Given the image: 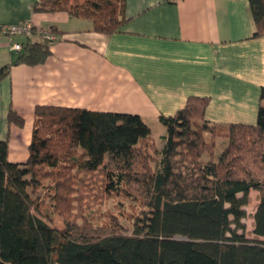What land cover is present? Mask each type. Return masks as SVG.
<instances>
[{
  "label": "trees",
  "instance_id": "1",
  "mask_svg": "<svg viewBox=\"0 0 264 264\" xmlns=\"http://www.w3.org/2000/svg\"><path fill=\"white\" fill-rule=\"evenodd\" d=\"M125 3L37 0L32 8L91 20L95 32L112 35L126 22ZM249 4L255 36H264V0ZM22 42L0 82L12 66L51 54L49 40ZM208 104L193 96L160 116V151L138 115L37 106L26 163L10 162L0 140V264H264V87L255 125L211 124ZM8 121L24 124L13 109ZM251 191L260 194L254 239L244 223ZM122 195L141 203L131 224L122 213L98 221L94 199Z\"/></svg>",
  "mask_w": 264,
  "mask_h": 264
},
{
  "label": "crops",
  "instance_id": "2",
  "mask_svg": "<svg viewBox=\"0 0 264 264\" xmlns=\"http://www.w3.org/2000/svg\"><path fill=\"white\" fill-rule=\"evenodd\" d=\"M36 1L0 0V26L30 23L57 34L44 63L14 65L0 82V140L10 162H27L39 105L138 115L152 136L156 129L155 142L166 134L159 117L193 96L209 99L211 124H256L264 36H255L249 0H126V22L112 35L64 12L35 13ZM23 40L0 34V69L17 59L11 47ZM10 109L22 126L8 121Z\"/></svg>",
  "mask_w": 264,
  "mask_h": 264
},
{
  "label": "rangeland",
  "instance_id": "3",
  "mask_svg": "<svg viewBox=\"0 0 264 264\" xmlns=\"http://www.w3.org/2000/svg\"><path fill=\"white\" fill-rule=\"evenodd\" d=\"M50 30L57 36L56 32H54L52 28H50ZM155 131L156 129H154L153 136L157 137L158 134ZM162 137L163 135L162 136L159 135V138L157 139L156 142L158 151H160L164 145V140L162 139ZM226 145H227V138L224 137L220 138L217 145L216 155H218ZM205 158L208 159L207 157ZM156 159H158L157 155H156ZM111 197L94 199V204H93L94 215L99 218L97 220L104 222L106 219V221H108V217L110 214L122 213L120 215L121 221L124 222L126 225H130L132 221L129 222V220H132L130 218L132 216V213H137L139 210H141L140 200L139 199L132 200L131 198H127L125 195L117 196V197L114 196L112 198ZM259 197H260L259 193H257L256 191H252V193H250L249 195V204L245 208L247 216L244 219V223L246 225V236L249 239L256 238L255 234L253 233L255 227L253 216L259 204ZM93 220L95 219L93 218ZM53 226L59 229H62L64 227L63 220L58 215L54 216Z\"/></svg>",
  "mask_w": 264,
  "mask_h": 264
},
{
  "label": "built area",
  "instance_id": "4",
  "mask_svg": "<svg viewBox=\"0 0 264 264\" xmlns=\"http://www.w3.org/2000/svg\"><path fill=\"white\" fill-rule=\"evenodd\" d=\"M0 34L9 37H23L27 39H46L51 42L57 39V36L50 29L37 28L35 31L30 23H18L0 26ZM22 43H14L12 51L20 52Z\"/></svg>",
  "mask_w": 264,
  "mask_h": 264
}]
</instances>
